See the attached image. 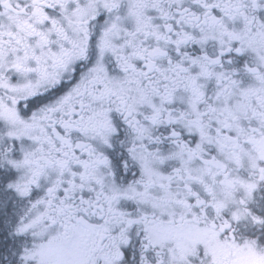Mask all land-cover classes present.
<instances>
[{"label": "snow or ice", "instance_id": "obj_1", "mask_svg": "<svg viewBox=\"0 0 264 264\" xmlns=\"http://www.w3.org/2000/svg\"><path fill=\"white\" fill-rule=\"evenodd\" d=\"M0 264H264V0H0Z\"/></svg>", "mask_w": 264, "mask_h": 264}]
</instances>
